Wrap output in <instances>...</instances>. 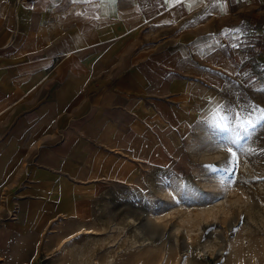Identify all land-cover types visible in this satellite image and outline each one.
I'll return each mask as SVG.
<instances>
[{"label":"rangeland","instance_id":"obj_1","mask_svg":"<svg viewBox=\"0 0 264 264\" xmlns=\"http://www.w3.org/2000/svg\"><path fill=\"white\" fill-rule=\"evenodd\" d=\"M55 2L128 123L107 179L0 154V264H264V127L232 144L205 126L217 104L264 109V0Z\"/></svg>","mask_w":264,"mask_h":264},{"label":"crops","instance_id":"obj_2","mask_svg":"<svg viewBox=\"0 0 264 264\" xmlns=\"http://www.w3.org/2000/svg\"><path fill=\"white\" fill-rule=\"evenodd\" d=\"M59 19L53 0H0V154L35 157L36 174L107 179L127 110L86 85L79 41Z\"/></svg>","mask_w":264,"mask_h":264},{"label":"snow or ice","instance_id":"obj_3","mask_svg":"<svg viewBox=\"0 0 264 264\" xmlns=\"http://www.w3.org/2000/svg\"><path fill=\"white\" fill-rule=\"evenodd\" d=\"M72 4H90L97 5L98 3L118 4L119 0H70ZM207 0H187L188 6L195 3H206ZM169 6H175L177 3H185V0H164ZM213 3L219 6L220 11L225 13L226 0H213ZM54 6H58L53 0ZM77 15H85V13H76ZM239 32V30H234ZM238 39L237 37H234ZM238 47V45H234ZM260 91H264L261 88ZM212 119L210 122H206V127L215 131L225 133L231 137L232 144H239V140L244 137L252 136L257 126L264 127V109L258 107H251V110L241 109L237 111L232 106L217 104L212 110ZM230 152L231 159L228 163H231L235 167L236 152L231 148L227 149ZM243 151V147L240 148ZM264 152V149L260 150ZM207 172L211 173L218 170L216 165H204ZM186 188L187 186H183Z\"/></svg>","mask_w":264,"mask_h":264},{"label":"bare ground","instance_id":"obj_4","mask_svg":"<svg viewBox=\"0 0 264 264\" xmlns=\"http://www.w3.org/2000/svg\"><path fill=\"white\" fill-rule=\"evenodd\" d=\"M85 232V231H84ZM85 233H89L88 231L87 232H85Z\"/></svg>","mask_w":264,"mask_h":264}]
</instances>
